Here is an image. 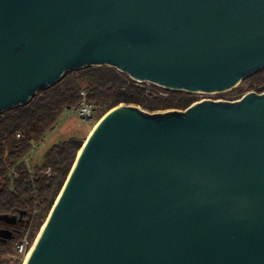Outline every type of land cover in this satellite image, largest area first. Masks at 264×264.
<instances>
[{
	"label": "water",
	"instance_id": "water-1",
	"mask_svg": "<svg viewBox=\"0 0 264 264\" xmlns=\"http://www.w3.org/2000/svg\"><path fill=\"white\" fill-rule=\"evenodd\" d=\"M103 65L232 90L264 68V0H0V113ZM44 224L26 264H264V92L150 114L120 103Z\"/></svg>",
	"mask_w": 264,
	"mask_h": 264
},
{
	"label": "trees",
	"instance_id": "trees-1",
	"mask_svg": "<svg viewBox=\"0 0 264 264\" xmlns=\"http://www.w3.org/2000/svg\"><path fill=\"white\" fill-rule=\"evenodd\" d=\"M242 82L247 85L245 89L263 92L264 68ZM84 99L102 115L120 103L154 112L185 110L198 100L194 93L138 82L113 66L103 65L69 71L53 86L40 89L27 104L0 113V215L19 217L24 213L16 225L0 222V249L15 246L28 228L41 227L50 213L84 140L71 137L53 145L34 172L28 170L23 158L33 142L41 141L54 128L66 109L80 105ZM11 168L19 173L14 181L9 175ZM47 168L50 175L43 172ZM3 230L11 235L1 234Z\"/></svg>",
	"mask_w": 264,
	"mask_h": 264
},
{
	"label": "rangeland",
	"instance_id": "rangeland-1",
	"mask_svg": "<svg viewBox=\"0 0 264 264\" xmlns=\"http://www.w3.org/2000/svg\"><path fill=\"white\" fill-rule=\"evenodd\" d=\"M247 85L245 82H241L238 87H235L232 90L223 91V92H199L194 93L197 96V101L203 100H215V101H236L241 99V97L248 92H257L255 89H245ZM241 89L244 91L239 92ZM264 92V91H263ZM262 93V92H257ZM144 110V109H143ZM150 113H160L166 112L169 110H159L150 112ZM104 117L101 112L96 109L94 117L91 120H84L80 118L78 115L74 113H68L66 110L60 115L57 123L54 128L48 130L42 140L39 143L38 148L35 150L32 158L30 159L29 166L31 168V172H34L36 167L38 168L44 160V155L49 148H51L55 144L62 143V141L68 140L71 137H78L81 140H86L88 135L94 126L98 123V121ZM49 215V214H48ZM48 217V216H47ZM46 217V219H47ZM46 219L44 220L41 227L30 229V236L35 239L38 237L39 232L41 231ZM18 224V223H17ZM19 256L14 252V246H11L8 250L0 249V264H23Z\"/></svg>",
	"mask_w": 264,
	"mask_h": 264
},
{
	"label": "built area",
	"instance_id": "built-area-1",
	"mask_svg": "<svg viewBox=\"0 0 264 264\" xmlns=\"http://www.w3.org/2000/svg\"><path fill=\"white\" fill-rule=\"evenodd\" d=\"M82 94L85 95L84 92H82ZM83 101L84 102H82L80 105L73 107V108H68V109H66V111L69 114L74 113L84 120H91L94 117V114L96 112V107L92 103H88L87 101H85V99ZM39 143H40V141L33 142L31 150L23 158V163L26 165V167L30 171H31V168L29 166V162H30V159L32 158L35 150L38 148ZM43 172H44V174L46 173L47 175L51 174V171L49 168L44 169ZM9 175H10L12 181L16 180L19 177V173L17 172V170H15V168H11ZM14 186L15 185H12L10 187V189H13ZM36 240H37V238L33 239L30 236V228H28V230L25 231L23 236L15 243L14 252L16 253L17 256L22 258L21 260L23 262L26 259L28 253L32 250Z\"/></svg>",
	"mask_w": 264,
	"mask_h": 264
},
{
	"label": "bare ground",
	"instance_id": "bare-ground-1",
	"mask_svg": "<svg viewBox=\"0 0 264 264\" xmlns=\"http://www.w3.org/2000/svg\"><path fill=\"white\" fill-rule=\"evenodd\" d=\"M94 127H95V126H94ZM93 129H94V128H93ZM93 129L91 130V132L93 131ZM44 226H45V224L43 225L41 231L39 232V235H38V237H37L36 242L38 241V239H39V237H40V235H41V233H42V231H43ZM36 242H35L34 246L36 245ZM34 246H33L32 250L28 253L26 259H25L24 262H23V264H26V263H27V260L29 259L30 255H31V253H32V251H33V249H34Z\"/></svg>",
	"mask_w": 264,
	"mask_h": 264
},
{
	"label": "flooded vegetation",
	"instance_id": "flooded-vegetation-1",
	"mask_svg": "<svg viewBox=\"0 0 264 264\" xmlns=\"http://www.w3.org/2000/svg\"><path fill=\"white\" fill-rule=\"evenodd\" d=\"M18 223V222H17ZM16 225V224H15Z\"/></svg>",
	"mask_w": 264,
	"mask_h": 264
}]
</instances>
